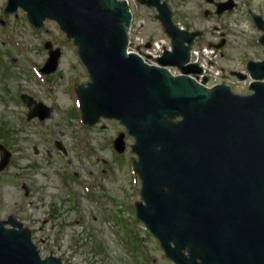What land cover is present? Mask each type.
I'll return each instance as SVG.
<instances>
[{"label": "water", "instance_id": "obj_1", "mask_svg": "<svg viewBox=\"0 0 264 264\" xmlns=\"http://www.w3.org/2000/svg\"><path fill=\"white\" fill-rule=\"evenodd\" d=\"M138 1L157 9L172 41L173 51L157 59L159 66L128 53L132 13L126 0H8L5 13L22 8L36 28L53 20L74 39L91 78L87 86L75 87L83 120L94 125L101 117L115 119L134 136L133 168L142 184L136 215L169 259L264 264V244L257 254L252 245L253 234L264 231V60L249 61V75L233 73L241 80L250 77L253 93L236 94L224 84L208 88L207 78L200 84L191 76L202 68L187 64L201 32L181 29L168 0ZM234 7L233 0L217 3V13ZM253 17L264 46V18ZM45 48L49 58L42 72L49 75L57 71L62 50L51 41ZM35 103L28 119L51 116L50 107ZM115 147L124 149L122 137ZM0 151L1 172L12 154L2 144ZM238 247L237 262L225 259V250L234 253ZM0 264L63 263L52 255L43 259L30 230L10 217L0 220Z\"/></svg>", "mask_w": 264, "mask_h": 264}, {"label": "rangeland", "instance_id": "obj_2", "mask_svg": "<svg viewBox=\"0 0 264 264\" xmlns=\"http://www.w3.org/2000/svg\"><path fill=\"white\" fill-rule=\"evenodd\" d=\"M235 1L237 6L222 15L206 0H171L169 6L176 23L203 32L200 45L226 40L213 57L216 64L209 70L216 74L210 83L247 94L249 80L231 72L264 60L262 32L250 14L264 17V0ZM129 2L134 37L163 38L157 10ZM6 6L7 0H0V143L12 157L0 173V220L22 223L42 258L52 255L63 264H174L136 218L135 203L142 198L133 168L134 137L116 120L82 121L74 88L86 86L90 77L73 40L55 21L44 20L37 29L24 10L5 14ZM46 41L61 48L62 57L58 70L45 76L40 69L49 57ZM22 95L50 107L51 116L29 120L36 105ZM119 137L122 151L115 148Z\"/></svg>", "mask_w": 264, "mask_h": 264}, {"label": "flooded vegetation", "instance_id": "obj_3", "mask_svg": "<svg viewBox=\"0 0 264 264\" xmlns=\"http://www.w3.org/2000/svg\"><path fill=\"white\" fill-rule=\"evenodd\" d=\"M255 229H259L258 227H255ZM253 238H254V241L252 243L253 245V250L254 252L257 254V253H260L261 252V247L262 246H259V244H264V231H260L258 232L256 235L253 234ZM264 246V245H263ZM239 247L236 248L235 252L234 253H229L227 250H225V259H228V258H234L235 259V262H237L239 259H240V255H239ZM242 253V249H241V252L240 254ZM236 264H241V261L239 260Z\"/></svg>", "mask_w": 264, "mask_h": 264}]
</instances>
